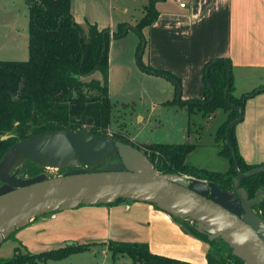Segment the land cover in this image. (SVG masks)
I'll return each mask as SVG.
<instances>
[{
	"label": "trees",
	"instance_id": "16d2710c",
	"mask_svg": "<svg viewBox=\"0 0 264 264\" xmlns=\"http://www.w3.org/2000/svg\"><path fill=\"white\" fill-rule=\"evenodd\" d=\"M24 2L28 6L29 14L28 59L0 60V137L10 136L8 140L0 141V160L15 143L45 132L84 131V128H88L86 132L88 134L109 138L108 130L112 113L108 91L109 30L99 31L96 26L90 25V40L85 42L81 26L74 21L71 14V0H24ZM155 3L156 0H147L143 7L144 15L134 28L141 40L139 51L142 50V39L144 40L142 30L155 23L158 18ZM127 27V24H118L117 30L112 33V38L124 36ZM104 43L106 48L101 55ZM217 60L222 62L212 66L208 72L209 82L215 91L214 99L208 102L211 91L205 82V71L213 62L209 61L203 68V100L181 101L179 105L187 109L196 108L203 116L211 115L219 109L227 113V118L218 127L215 137L217 144L222 142L218 154L228 161L227 170L211 171L186 164L187 156L194 150V145L144 144L142 145L144 150H141L139 146H134L126 137L119 134H114L110 138L143 151L153 170L159 174L188 175L214 183L221 191L233 189L236 174L231 153L225 144V130L238 114L231 109L224 98L227 84L225 61H229ZM142 67L149 74L165 75L180 84L175 76L166 71L144 65ZM232 89L231 79L228 99L231 105L242 110L248 99L264 93V86H260L235 98L232 96ZM176 94L167 104H178ZM229 140L241 172L247 173L259 166L246 164L239 155L235 127L229 132ZM39 170L36 165L26 161L20 167L18 176L33 178L35 172ZM263 186L264 172L244 178L241 182V187L246 190L249 199H253L255 193ZM153 206L157 209L155 205ZM253 212L264 221V197L254 207ZM171 218L180 224L184 232L208 244L207 264H244L232 254V250L222 240L216 239L210 242L205 234L195 230L191 221ZM92 246L93 244L90 243H70L39 254L22 252L20 247H16L13 256L9 259H0V264L59 261L72 254L87 252ZM107 247L111 253L112 264H115V259L119 255L129 257L132 264H192L154 255L144 243L110 241Z\"/></svg>",
	"mask_w": 264,
	"mask_h": 264
},
{
	"label": "crops",
	"instance_id": "0c3cea01",
	"mask_svg": "<svg viewBox=\"0 0 264 264\" xmlns=\"http://www.w3.org/2000/svg\"><path fill=\"white\" fill-rule=\"evenodd\" d=\"M146 3L141 6L139 18L134 23H118L129 26L126 35L143 17ZM179 3H184L185 7L181 8ZM155 9L158 12L156 22L142 30L145 47L141 63L175 76L180 82L181 101L203 100L204 65L217 59H227L231 65L232 96L235 98L264 86V0H156ZM70 11L74 21L81 25L74 17L71 5ZM113 30H109L107 47L109 97L119 80L126 74V79L131 76L137 82L135 85L141 84L138 88L149 100L151 111L165 106L184 116L188 139L192 132L190 116L198 117L202 113L196 108L167 104L175 98L176 85L168 79L167 83H158L161 77L135 69V60L129 58L132 52L112 38ZM140 42L139 38L135 44V58ZM23 43L26 51L21 61L28 56V34ZM159 84L164 88L161 92L157 88ZM122 86L129 89V85ZM216 115L221 116V124L227 118V113L220 109L208 117L213 119ZM110 129L116 128L111 125ZM235 137L239 155L246 164L264 163V93L245 102L243 119L235 127ZM129 140L134 143L132 138ZM15 239L17 247L20 245L27 251L30 247L48 249L70 243H90L92 248L84 254H94L96 248H101L103 255L95 264L108 263L110 241L144 243L154 255L207 264L208 244L184 232L169 215L146 203L80 206L51 213L30 221L24 229L17 231ZM71 257L74 255L68 258ZM68 258L38 264H60Z\"/></svg>",
	"mask_w": 264,
	"mask_h": 264
},
{
	"label": "water",
	"instance_id": "95a60500",
	"mask_svg": "<svg viewBox=\"0 0 264 264\" xmlns=\"http://www.w3.org/2000/svg\"><path fill=\"white\" fill-rule=\"evenodd\" d=\"M145 47L137 55L138 67ZM103 44L101 55L105 51ZM213 61L205 71V82L214 99L208 79L209 69L221 63ZM226 103L238 116L225 130V144L231 153L236 181L233 189L221 191L214 183L180 174H159L149 159L130 144L85 131L45 132L15 143L0 160V245L16 231L36 218L64 212L80 206L123 205L131 202L155 205L170 217L191 221L210 242L220 239L244 264H264V221L253 212L264 197V186L249 199L241 182L264 172L259 165L241 172L229 140L231 128L243 119V110L231 105L228 94L231 65L225 61ZM177 87L176 102L181 103L180 84L165 75H155ZM10 136L0 137L6 141ZM30 162L40 170H66L49 178L45 174L23 179L20 167ZM103 165V166H102ZM101 166V167H99Z\"/></svg>",
	"mask_w": 264,
	"mask_h": 264
},
{
	"label": "rangeland",
	"instance_id": "374dc122",
	"mask_svg": "<svg viewBox=\"0 0 264 264\" xmlns=\"http://www.w3.org/2000/svg\"><path fill=\"white\" fill-rule=\"evenodd\" d=\"M147 0H71V9L74 17L81 23L82 37L85 42L90 40V25L96 26L97 29L112 30L115 32L119 22H135L139 18L142 5ZM29 14L28 6L24 0H0V60L3 61H21L24 47L23 38L28 34ZM129 28V26L127 27ZM133 29V28H132ZM139 35L133 29L120 38L117 43L122 45L127 51H131L129 58L135 60L133 67L138 68L134 56L135 44L138 42ZM28 51V50H27ZM140 52V51H139ZM138 52V53H139ZM28 56L26 59L27 60ZM152 75V74H149ZM119 80L117 86L112 89L111 102L113 104L111 113V124L116 129L108 130V136L119 134L124 136L130 142L133 139L134 146H139L144 150V144H191L194 150L187 156L186 164L196 168L208 169L211 171H225L228 168V161L218 153L222 142L217 144L215 137L218 127L221 125V116L216 115L213 119L201 114L190 116V126L192 132L190 137L186 138V121L184 116L176 114L172 108L159 106L155 111H151L149 100L141 95L136 81L130 76L126 79ZM157 79V78H156ZM134 83V84H133ZM158 83H167L164 78H158ZM129 85V89L122 85ZM159 84V92L164 90ZM162 88V89H161ZM178 111V107L175 106ZM173 111V112H172ZM141 118V121H139ZM194 122V125H193ZM85 132L88 128L83 129ZM143 152V151H142ZM45 174L49 178L58 177L61 171L53 169H43L35 172V176ZM190 177L188 175H183ZM31 178L29 176L22 177ZM132 203V202H131ZM124 205V204H123ZM25 228V227H24ZM23 228V229H24ZM19 231V230H18ZM17 231L11 238L6 239L0 245V259H9L13 256L14 249L17 247L15 239ZM20 247V245L18 246ZM58 248V247H55ZM22 252L27 251L20 248ZM36 247H30L27 252L39 254L48 250ZM94 254H72L74 257L62 261L60 264H95L103 258L101 248H96ZM78 255V256H75ZM61 261V260H59ZM110 254L107 264H112ZM49 264H58L50 262ZM115 264H132L131 259L127 256H119Z\"/></svg>",
	"mask_w": 264,
	"mask_h": 264
},
{
	"label": "built area",
	"instance_id": "2783aa9c",
	"mask_svg": "<svg viewBox=\"0 0 264 264\" xmlns=\"http://www.w3.org/2000/svg\"><path fill=\"white\" fill-rule=\"evenodd\" d=\"M179 6H180L181 8H184V7H185V4H184V3H179Z\"/></svg>",
	"mask_w": 264,
	"mask_h": 264
},
{
	"label": "flooded vegetation",
	"instance_id": "af4514ba",
	"mask_svg": "<svg viewBox=\"0 0 264 264\" xmlns=\"http://www.w3.org/2000/svg\"><path fill=\"white\" fill-rule=\"evenodd\" d=\"M102 166H103V165H102ZM99 167H101V166H99ZM65 171H66V170H62V171H61V175H62ZM0 185H1V184H0Z\"/></svg>",
	"mask_w": 264,
	"mask_h": 264
}]
</instances>
